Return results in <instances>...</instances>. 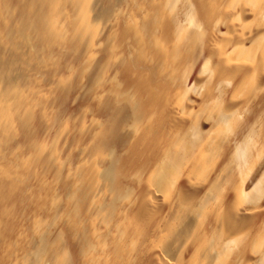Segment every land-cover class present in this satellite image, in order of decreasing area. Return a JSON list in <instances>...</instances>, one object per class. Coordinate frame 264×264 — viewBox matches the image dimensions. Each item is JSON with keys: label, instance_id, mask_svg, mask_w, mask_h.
Masks as SVG:
<instances>
[{"label": "bare ground", "instance_id": "1", "mask_svg": "<svg viewBox=\"0 0 264 264\" xmlns=\"http://www.w3.org/2000/svg\"><path fill=\"white\" fill-rule=\"evenodd\" d=\"M0 264H264V0H0Z\"/></svg>", "mask_w": 264, "mask_h": 264}]
</instances>
